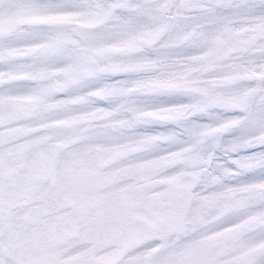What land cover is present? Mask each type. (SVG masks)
<instances>
[{
	"label": "snow or ice",
	"instance_id": "snow-or-ice-1",
	"mask_svg": "<svg viewBox=\"0 0 264 264\" xmlns=\"http://www.w3.org/2000/svg\"><path fill=\"white\" fill-rule=\"evenodd\" d=\"M0 264H264V0H0Z\"/></svg>",
	"mask_w": 264,
	"mask_h": 264
}]
</instances>
